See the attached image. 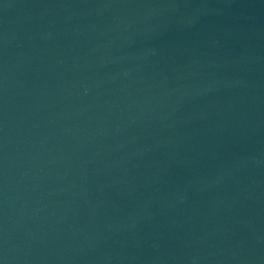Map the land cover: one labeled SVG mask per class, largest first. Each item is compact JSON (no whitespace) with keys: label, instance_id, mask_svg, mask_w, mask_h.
Segmentation results:
<instances>
[{"label":"water","instance_id":"obj_1","mask_svg":"<svg viewBox=\"0 0 264 264\" xmlns=\"http://www.w3.org/2000/svg\"><path fill=\"white\" fill-rule=\"evenodd\" d=\"M0 264H264V0H0Z\"/></svg>","mask_w":264,"mask_h":264}]
</instances>
